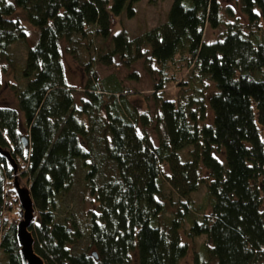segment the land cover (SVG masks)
<instances>
[{"label": "trees", "instance_id": "1", "mask_svg": "<svg viewBox=\"0 0 264 264\" xmlns=\"http://www.w3.org/2000/svg\"><path fill=\"white\" fill-rule=\"evenodd\" d=\"M140 1L0 0V89L11 94L0 147L29 187L34 252L46 264H180L183 235L204 237L193 264H264V0H237L244 25L220 0H172L162 25L134 39L113 33ZM24 25L36 32L31 45ZM206 26L221 30L214 43L203 42ZM19 43L21 61L10 51ZM64 55L88 78L82 89L68 84ZM114 59L157 75L144 99L153 113L139 112L114 74L97 77ZM181 69L188 89L162 99ZM78 170L92 210L72 219L62 198ZM11 181L0 158V264H21Z\"/></svg>", "mask_w": 264, "mask_h": 264}, {"label": "rangeland", "instance_id": "2", "mask_svg": "<svg viewBox=\"0 0 264 264\" xmlns=\"http://www.w3.org/2000/svg\"><path fill=\"white\" fill-rule=\"evenodd\" d=\"M171 1L172 0H156L151 2L150 0H141L140 2L134 4L132 7L134 10V17L131 20H129L127 19L126 15L123 14L121 17L117 18L112 25V32L117 33L121 30H125L129 35V37L134 39L141 36L144 32L152 30L162 25L166 19L167 13L171 6ZM220 4L223 13L225 12V9L230 8L231 10L234 11L233 13L234 16L239 17L238 21L243 25L246 24L245 17L239 12V4L237 0H220ZM231 18L224 15L225 22L232 21L233 18L232 19ZM24 27L26 34V38H25L26 45H31L36 40L37 37L36 32L34 29L28 26L24 25ZM262 31H264L263 25H262ZM220 33L221 30H211L209 27L206 26L204 28V33H203V42L205 44L214 43L218 39ZM10 51L13 52V56L16 57V60L21 61L24 53V47L21 43L11 46ZM63 61L67 71L66 78L68 79V84L74 89L75 88L82 89L84 84H86L88 78L87 77L83 78L81 75L77 73H71V69L75 67V63L66 55L63 56ZM1 65L6 66V63L2 62ZM114 66H115L114 70H112L103 67L101 65H97L95 67V73L100 80H105L106 78L114 74L117 81L122 86V88L129 93L130 96L128 97L130 101L136 103L138 102L136 107L139 110V112L153 113L154 108L152 103L150 101L146 102L144 101V99L148 100L152 96L151 94L153 93V87L156 85V82L158 81L157 75L154 77V79L148 76V74L145 72L143 68L142 61L135 63L132 69L129 71L123 69L119 65L117 59H114ZM179 66H181V64H178V68ZM7 71H10L9 68H7L5 74L3 75V79L7 78V76L8 77L10 76L11 73L8 74ZM132 73L137 74L138 76L137 81L127 79V76ZM175 79L177 80L178 85H174V84L171 85V83H169L167 86H165L166 89H164L162 93V99L169 101L176 100V97L180 90L186 91L188 89V85H187L188 75L185 69H181L180 72H177L175 74ZM3 81H5V79ZM80 94L81 93L79 91H75V95L77 97H79ZM10 95L11 94L9 92L5 90L1 91L0 89V105L1 104L5 105L2 100L10 98ZM208 111H210L208 113L210 114V116H212L211 110L209 109ZM209 114L208 117H210ZM146 132L149 140L154 145H156L157 144L156 136L153 133H150L149 130H147ZM81 176H83V173L80 170H78L76 173V184L72 186V189L70 190L69 194L62 198V205H63L62 208H65V213L71 215L72 219H75L76 216H80L81 213L84 215L85 213L90 212L92 210V206L88 198V193L85 191H81L80 184H77ZM21 180L23 181V183H25L22 178ZM81 197L83 199H81ZM80 199L81 201H79ZM193 200L195 206L200 207L204 203V192L200 191L199 193H197L194 196ZM262 205H263L262 211L264 212V193H263ZM14 217L16 218L15 213H14ZM181 239L183 243L188 244L190 253L187 256L188 262L185 263L183 261L184 263L181 262L180 264H193L194 260L191 254L192 245H194L195 251L197 250L199 251L200 250L199 248L201 247V252L205 253V249L203 247L204 237L189 239L188 237L182 235Z\"/></svg>", "mask_w": 264, "mask_h": 264}, {"label": "water", "instance_id": "3", "mask_svg": "<svg viewBox=\"0 0 264 264\" xmlns=\"http://www.w3.org/2000/svg\"><path fill=\"white\" fill-rule=\"evenodd\" d=\"M23 146L27 145L25 138L21 139ZM0 158L4 160L8 169L12 172L11 189L17 200L18 206L15 209L17 223L15 226V240L18 246V256L21 264H46L34 252V237L31 232L32 226L37 220V213L30 198L29 187L25 185L19 174L17 164L12 159L10 153L0 147ZM92 256L96 259V254Z\"/></svg>", "mask_w": 264, "mask_h": 264}, {"label": "bare ground", "instance_id": "4", "mask_svg": "<svg viewBox=\"0 0 264 264\" xmlns=\"http://www.w3.org/2000/svg\"><path fill=\"white\" fill-rule=\"evenodd\" d=\"M32 232V231H31ZM32 235H33V233H32Z\"/></svg>", "mask_w": 264, "mask_h": 264}]
</instances>
